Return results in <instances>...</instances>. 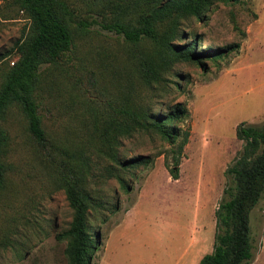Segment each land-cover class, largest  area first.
Wrapping results in <instances>:
<instances>
[{"label": "rangeland", "instance_id": "rangeland-1", "mask_svg": "<svg viewBox=\"0 0 264 264\" xmlns=\"http://www.w3.org/2000/svg\"><path fill=\"white\" fill-rule=\"evenodd\" d=\"M27 25L11 0H0V81ZM182 28L199 47H238L216 61L206 60L203 67L176 63L167 74L172 79L182 76L178 82L184 92L174 89L159 103L182 101L190 113L183 125L190 134L177 179L170 177L161 154L168 143L143 132L122 138L119 147L121 157L152 159L127 177L128 190L116 179L100 176L108 160L94 150L93 117L87 106L103 100L130 76L121 37L94 28L57 64L41 68L38 112L44 128L56 143L92 153L93 186L108 204H119L116 212L93 211L90 216L92 232L100 235L91 264H181L210 253L215 211L231 184L225 170L243 146L235 136L236 126L244 121L264 129V0L218 2L202 19L184 20ZM150 96L145 95L146 102ZM26 125L17 111L7 125L11 170L0 196V264H69L66 242L56 235L68 228L72 211L56 171ZM250 230L253 260L248 264H264V194L250 212Z\"/></svg>", "mask_w": 264, "mask_h": 264}, {"label": "trees", "instance_id": "trees-1", "mask_svg": "<svg viewBox=\"0 0 264 264\" xmlns=\"http://www.w3.org/2000/svg\"><path fill=\"white\" fill-rule=\"evenodd\" d=\"M230 1L233 0H11L28 25L15 42V59L7 63L0 81V196L7 189L11 170L7 125L17 111L27 124L29 137L56 171L58 187L72 211L68 228L56 235L59 241L66 242L69 264L92 263L100 235L92 232L90 216L93 211L116 212L119 204H108L100 189L93 186L92 153L82 146L56 143L44 128L38 112L41 68L57 64L76 41L88 38L94 28L121 37L120 47L130 76L124 77L122 85L109 91L103 100L87 106L93 117L92 133L97 144L94 150L108 160L100 176L114 178L128 190L127 177L134 175L138 167L151 164L152 159L143 155L121 157L119 147L122 138L143 132L158 135L168 143L161 154L170 177L177 179L190 134L183 125L190 113L182 101L159 103L174 89L184 92L178 82L182 76L174 75L176 79H172L167 74L176 63L191 62L203 67L206 60L216 61L238 47H199L195 39H188L182 23L191 17L200 20L218 2ZM146 94H152L149 102L145 101ZM235 136L243 141L242 150L225 170L231 184L215 211L213 249L198 264H248L253 260L250 212L264 194V129L242 121L236 126Z\"/></svg>", "mask_w": 264, "mask_h": 264}, {"label": "crops", "instance_id": "crops-1", "mask_svg": "<svg viewBox=\"0 0 264 264\" xmlns=\"http://www.w3.org/2000/svg\"><path fill=\"white\" fill-rule=\"evenodd\" d=\"M199 258H195V257H192L191 259H188L184 262H182L181 264H198L199 262ZM103 263V261L101 262V264Z\"/></svg>", "mask_w": 264, "mask_h": 264}]
</instances>
